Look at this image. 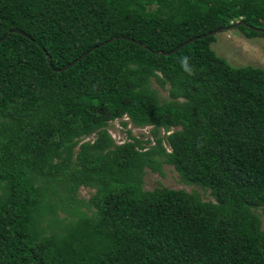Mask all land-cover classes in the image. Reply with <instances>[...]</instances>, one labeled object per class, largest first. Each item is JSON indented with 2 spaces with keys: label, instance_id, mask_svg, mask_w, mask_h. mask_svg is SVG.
<instances>
[{
  "label": "trees",
  "instance_id": "16d2710c",
  "mask_svg": "<svg viewBox=\"0 0 264 264\" xmlns=\"http://www.w3.org/2000/svg\"><path fill=\"white\" fill-rule=\"evenodd\" d=\"M230 25L264 36V0H0V264H264V67L216 53ZM163 163L211 197L144 187Z\"/></svg>",
  "mask_w": 264,
  "mask_h": 264
},
{
  "label": "rangeland",
  "instance_id": "374dc122",
  "mask_svg": "<svg viewBox=\"0 0 264 264\" xmlns=\"http://www.w3.org/2000/svg\"><path fill=\"white\" fill-rule=\"evenodd\" d=\"M215 36L216 39L211 42V46L217 54L224 56L232 64L239 65L249 63L264 67L263 35L248 37L244 35L238 27L233 26L216 32ZM152 84L158 87L154 80ZM158 88L162 95H166L167 91L165 88ZM121 119L126 120L127 124H123ZM108 128L112 132L111 135L116 141L119 138L120 140L125 139L128 129L139 138L144 139L150 137V125L135 126L126 116L111 120ZM161 169L162 173H159L158 171L147 167L143 177V186L146 188H152L155 185L163 184L169 187H182L188 190L196 188L204 199L211 197L208 191H204L199 186L182 182L179 179L178 172L172 164L163 163ZM92 191L93 188L80 186L78 189V195L87 198Z\"/></svg>",
  "mask_w": 264,
  "mask_h": 264
},
{
  "label": "water",
  "instance_id": "95a60500",
  "mask_svg": "<svg viewBox=\"0 0 264 264\" xmlns=\"http://www.w3.org/2000/svg\"><path fill=\"white\" fill-rule=\"evenodd\" d=\"M238 22H239V21H237L236 23H238ZM232 26H233V25H232ZM232 26L230 25L229 27H232ZM229 27H228V28H229ZM12 30H13V31H19L17 28H13ZM220 30H223V29H222L221 27L216 28V29L212 30V33L215 34L216 32H218V31H220ZM8 33H9V32H8ZM4 37H5V36L1 37V38H0V41H1ZM121 37L128 38V39H132L131 37H127V36H125V35H122ZM197 37H198V36H194V37L189 38V39L186 40L185 42H183V43H181V44H179V45L173 47V48L170 49L169 51H167V53H170V52L175 51V50H176L177 48H179L181 45H183V44H185V43H188V42L192 41L193 39H195V38H197ZM136 42L140 43V41H138V40H136ZM91 49H92V48H90L89 50L83 52L82 54H80V56H78V57L75 58L74 60L68 62L67 64L63 65L62 67H60V68H58V69H59V70H63V69H65V68H67V67L73 65V64H74L79 58L83 57V56H84L85 54H87Z\"/></svg>",
  "mask_w": 264,
  "mask_h": 264
},
{
  "label": "built area",
  "instance_id": "2783aa9c",
  "mask_svg": "<svg viewBox=\"0 0 264 264\" xmlns=\"http://www.w3.org/2000/svg\"><path fill=\"white\" fill-rule=\"evenodd\" d=\"M110 131V130H109ZM167 132H169V131H167ZM110 133L112 134V132L110 131ZM124 139H121L120 140V138L119 139H117V141L116 142H118V143H120L121 141H123Z\"/></svg>",
  "mask_w": 264,
  "mask_h": 264
}]
</instances>
